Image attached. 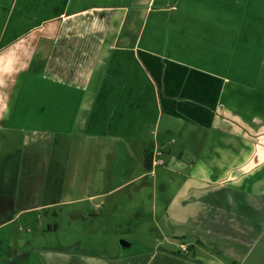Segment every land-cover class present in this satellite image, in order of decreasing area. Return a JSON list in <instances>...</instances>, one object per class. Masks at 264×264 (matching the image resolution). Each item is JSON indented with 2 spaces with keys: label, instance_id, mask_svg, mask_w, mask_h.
Masks as SVG:
<instances>
[{
  "label": "crops",
  "instance_id": "0c3cea01",
  "mask_svg": "<svg viewBox=\"0 0 264 264\" xmlns=\"http://www.w3.org/2000/svg\"><path fill=\"white\" fill-rule=\"evenodd\" d=\"M253 4L0 0V264H243L264 232V84L246 83L254 68L249 58L264 54L263 34L240 27L248 18L264 25V4L252 15ZM215 10L228 15L215 18ZM191 37L201 42L189 53L199 61L184 59L183 40ZM152 130L158 134L149 144L143 137ZM61 137L63 164L53 155ZM156 146L168 164L188 170L182 181L159 184L167 247L128 252L123 240L116 256L88 255L79 244L58 252L37 253L32 243L19 249L18 220L37 226L55 204L42 201L54 198L47 186L57 165L74 190L78 180L86 176L89 186L92 173H103L102 152L111 162L120 153L127 168L138 162L136 177L116 181L106 173L111 193L155 177L156 168L146 165ZM219 236L228 242H216Z\"/></svg>",
  "mask_w": 264,
  "mask_h": 264
},
{
  "label": "rangeland",
  "instance_id": "374dc122",
  "mask_svg": "<svg viewBox=\"0 0 264 264\" xmlns=\"http://www.w3.org/2000/svg\"><path fill=\"white\" fill-rule=\"evenodd\" d=\"M251 2H254V4L251 5L252 8L249 11L254 15V8L261 6V4L263 5L264 0H251ZM226 11L229 13L228 10ZM227 15L226 13L225 16ZM214 16L218 19L225 17L220 10H215ZM240 27H243V30L250 34L262 33V43L264 45V25L254 24V20L248 18V23ZM198 30H200V27H198ZM210 30L216 32V28H211ZM184 35L187 37L190 36L187 33ZM197 42L201 44L195 37L185 38L183 40L184 59L187 61H199V59L189 54L198 48L196 46ZM206 44L207 42H204L201 47L205 48ZM204 52L207 54V49H204ZM221 57L219 58L221 60L219 64H222L221 62L223 61ZM200 58L205 61L204 63H207L206 56ZM250 62L254 64V68L251 69L250 78L246 83L253 84L257 80L258 83L260 82V85L261 83L264 84V54L249 58L248 63ZM224 63L228 65V60ZM244 73V71L238 72L237 77L242 76ZM247 75L249 76V74ZM153 131L151 135L148 132V136L145 134L143 137L149 144L150 141L153 143V139L157 138V131ZM65 140L66 138L61 137L53 143L55 146L53 149L54 158L58 156L62 161L61 164L66 160L64 155H67L66 149H64L66 147L64 146ZM136 155L138 156L139 154L137 153ZM100 159L101 163L98 164L97 162V167H102L103 173L101 174V170L98 169L97 173H92V185L90 184L89 186V180L86 176L78 180L80 182L74 185L75 191L72 190L71 182L73 180L70 178L69 173L65 174L64 168L61 167L62 165H57V168L52 171V177L47 186V188H51L54 191V198H48L42 201V203L49 201L55 202V204L47 211L41 212L40 222L37 226L22 224L20 220H18V223L16 222L15 241L17 244L19 240L23 241L19 249L29 248V243H32L33 249L37 253L40 251L37 249L41 248L58 252L57 250H61L62 247V250L67 249V247L71 249L75 247V244H79L80 251L86 252L88 255L116 256L120 253L121 247H123L121 243L123 240L128 241L131 245L127 250L128 252H137L141 247L145 246L154 247L155 245L159 246V244L168 246L166 245L165 232L168 233L169 227L166 228L163 222L164 205L162 202V194L164 191L161 190L159 184L161 179H169L171 177L176 178V181H179V179L182 181L184 178L183 175H186L188 170L172 166L165 162V165L155 167L157 172L155 177L148 175L146 178H136L125 187L108 193L107 183H105L107 172L116 174V181H120L126 175H134L136 177L137 173H141V169L136 161L135 166L134 162L131 161L127 168V163L120 157V153L118 154L117 161L111 162L109 154L107 155L105 152L104 154L102 152ZM154 184L156 187H154ZM60 186H62V190H60ZM173 191V187H170L165 196L172 195ZM91 193L104 194L94 200H72L75 196ZM222 195L224 194L222 193ZM217 197L220 198L219 195ZM49 224L53 228L43 231L42 227H48ZM200 225H203L202 221ZM170 239L173 240L172 238ZM214 240L216 242H228L229 239L221 240L219 236V238L215 237ZM252 243V249L247 252L248 256L243 260V264H251L255 261V258L261 261H257V263L264 264V232L260 239ZM153 247L152 251L156 250ZM158 250H161V248ZM245 251H248V249H245ZM184 252L186 255L194 256V252L190 247ZM224 261L229 262L230 259H225Z\"/></svg>",
  "mask_w": 264,
  "mask_h": 264
},
{
  "label": "built area",
  "instance_id": "2783aa9c",
  "mask_svg": "<svg viewBox=\"0 0 264 264\" xmlns=\"http://www.w3.org/2000/svg\"><path fill=\"white\" fill-rule=\"evenodd\" d=\"M166 160L164 159V154L161 146H156L152 150V171L156 166L165 165ZM188 245H183L184 250H188Z\"/></svg>",
  "mask_w": 264,
  "mask_h": 264
},
{
  "label": "trees",
  "instance_id": "16d2710c",
  "mask_svg": "<svg viewBox=\"0 0 264 264\" xmlns=\"http://www.w3.org/2000/svg\"><path fill=\"white\" fill-rule=\"evenodd\" d=\"M147 170H152V153H148L147 155Z\"/></svg>",
  "mask_w": 264,
  "mask_h": 264
},
{
  "label": "flooded vegetation",
  "instance_id": "af4514ba",
  "mask_svg": "<svg viewBox=\"0 0 264 264\" xmlns=\"http://www.w3.org/2000/svg\"><path fill=\"white\" fill-rule=\"evenodd\" d=\"M189 247V246H188Z\"/></svg>",
  "mask_w": 264,
  "mask_h": 264
}]
</instances>
